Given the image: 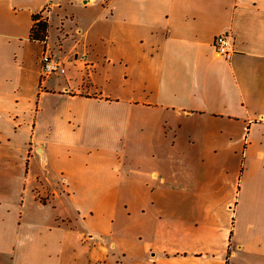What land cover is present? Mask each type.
Returning <instances> with one entry per match:
<instances>
[{"label": "crops", "instance_id": "crops-1", "mask_svg": "<svg viewBox=\"0 0 264 264\" xmlns=\"http://www.w3.org/2000/svg\"><path fill=\"white\" fill-rule=\"evenodd\" d=\"M61 1L0 0V264H264V0H103L42 82Z\"/></svg>", "mask_w": 264, "mask_h": 264}, {"label": "rangeland", "instance_id": "rangeland-1", "mask_svg": "<svg viewBox=\"0 0 264 264\" xmlns=\"http://www.w3.org/2000/svg\"><path fill=\"white\" fill-rule=\"evenodd\" d=\"M60 5L61 8L57 9L60 18H55L58 21V25H56L57 23L53 24L51 36L49 32L48 38L50 46L46 49L56 54V56L60 55L61 51V56L65 57L68 56L70 52L74 51V46L76 44L78 45L82 37V34L78 31L95 18H99L100 20L101 17L107 16L109 5L103 0H97L90 4H78L73 0H62ZM65 17H68V19H65ZM62 22L65 23L64 27L61 24ZM99 23H101V21H99ZM77 51L79 52V57H82L83 54L80 49H77ZM73 58H75V55H73ZM67 69L68 66H66V72Z\"/></svg>", "mask_w": 264, "mask_h": 264}, {"label": "built area", "instance_id": "built-area-1", "mask_svg": "<svg viewBox=\"0 0 264 264\" xmlns=\"http://www.w3.org/2000/svg\"><path fill=\"white\" fill-rule=\"evenodd\" d=\"M214 48L219 55L229 60L234 53V46L230 34L224 32L216 36ZM40 64L42 82H46L54 76L66 74V63L48 49L43 52L40 58Z\"/></svg>", "mask_w": 264, "mask_h": 264}, {"label": "trees", "instance_id": "trees-1", "mask_svg": "<svg viewBox=\"0 0 264 264\" xmlns=\"http://www.w3.org/2000/svg\"><path fill=\"white\" fill-rule=\"evenodd\" d=\"M32 19L33 25L30 31V39L32 41L45 43L50 29L49 20L40 14H34Z\"/></svg>", "mask_w": 264, "mask_h": 264}, {"label": "water", "instance_id": "water-1", "mask_svg": "<svg viewBox=\"0 0 264 264\" xmlns=\"http://www.w3.org/2000/svg\"><path fill=\"white\" fill-rule=\"evenodd\" d=\"M90 1V0H87V2Z\"/></svg>", "mask_w": 264, "mask_h": 264}]
</instances>
